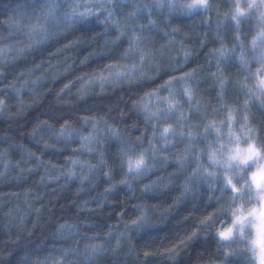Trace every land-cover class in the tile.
Here are the masks:
<instances>
[{"label":"clouds","instance_id":"clouds-1","mask_svg":"<svg viewBox=\"0 0 264 264\" xmlns=\"http://www.w3.org/2000/svg\"><path fill=\"white\" fill-rule=\"evenodd\" d=\"M0 264H264V0H0Z\"/></svg>","mask_w":264,"mask_h":264},{"label":"snow or ice","instance_id":"snow-or-ice-1","mask_svg":"<svg viewBox=\"0 0 264 264\" xmlns=\"http://www.w3.org/2000/svg\"><path fill=\"white\" fill-rule=\"evenodd\" d=\"M253 151H254V148H250V149H249V152H253Z\"/></svg>","mask_w":264,"mask_h":264}]
</instances>
